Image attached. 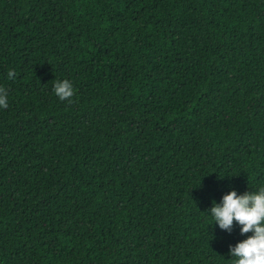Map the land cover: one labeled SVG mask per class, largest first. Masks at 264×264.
<instances>
[{
    "label": "trees",
    "instance_id": "trees-1",
    "mask_svg": "<svg viewBox=\"0 0 264 264\" xmlns=\"http://www.w3.org/2000/svg\"><path fill=\"white\" fill-rule=\"evenodd\" d=\"M0 86V264H231L207 209L264 186V0H0Z\"/></svg>",
    "mask_w": 264,
    "mask_h": 264
},
{
    "label": "clouds",
    "instance_id": "clouds-1",
    "mask_svg": "<svg viewBox=\"0 0 264 264\" xmlns=\"http://www.w3.org/2000/svg\"><path fill=\"white\" fill-rule=\"evenodd\" d=\"M16 75L8 70L9 79ZM53 91L60 100L74 95V86L69 79L54 81ZM8 104L7 89L0 86V108ZM212 222L225 230H231L233 223L239 224V232L244 238L230 244L227 251L231 264H264V186L252 191L238 193L229 189L219 202L213 200L207 209ZM248 233V235H244Z\"/></svg>",
    "mask_w": 264,
    "mask_h": 264
}]
</instances>
